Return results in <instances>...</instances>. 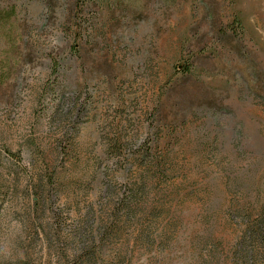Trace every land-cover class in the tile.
I'll list each match as a JSON object with an SVG mask.
<instances>
[{"label":"rangeland","instance_id":"obj_1","mask_svg":"<svg viewBox=\"0 0 264 264\" xmlns=\"http://www.w3.org/2000/svg\"><path fill=\"white\" fill-rule=\"evenodd\" d=\"M112 1L0 0V264H264V0Z\"/></svg>","mask_w":264,"mask_h":264},{"label":"trees","instance_id":"obj_2","mask_svg":"<svg viewBox=\"0 0 264 264\" xmlns=\"http://www.w3.org/2000/svg\"><path fill=\"white\" fill-rule=\"evenodd\" d=\"M54 1V0H53ZM98 1L99 0H71V7H70V15L72 17L76 18L72 24L69 25V27L75 26L74 28H71L72 31H74V36H78L79 38H85L87 35H89L88 28H85L84 24L92 27L91 20H84L82 19L83 16L86 14L87 8H95V11L98 10ZM126 0H113L112 1V8L113 10H118L120 12H123V5L125 4ZM56 3V2H55ZM13 15V9H10L9 12H1L0 11V22L8 20ZM66 21V20H65ZM94 21V20H93ZM74 29V30H73ZM139 187L135 186L133 190H138ZM122 198V197H121ZM118 201L122 202L120 204L125 205V209H127V205L124 203V199H119ZM116 200V204H119ZM264 210V208H263ZM264 216V214H263Z\"/></svg>","mask_w":264,"mask_h":264}]
</instances>
